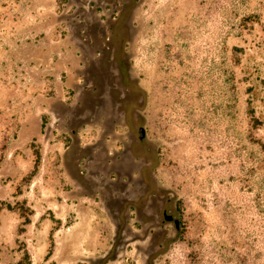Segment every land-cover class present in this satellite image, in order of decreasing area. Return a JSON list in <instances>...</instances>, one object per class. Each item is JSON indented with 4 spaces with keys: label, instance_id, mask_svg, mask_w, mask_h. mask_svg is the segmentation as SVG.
Here are the masks:
<instances>
[{
    "label": "rangeland",
    "instance_id": "374dc122",
    "mask_svg": "<svg viewBox=\"0 0 264 264\" xmlns=\"http://www.w3.org/2000/svg\"><path fill=\"white\" fill-rule=\"evenodd\" d=\"M0 264H264V0H0Z\"/></svg>",
    "mask_w": 264,
    "mask_h": 264
},
{
    "label": "trees",
    "instance_id": "16d2710c",
    "mask_svg": "<svg viewBox=\"0 0 264 264\" xmlns=\"http://www.w3.org/2000/svg\"><path fill=\"white\" fill-rule=\"evenodd\" d=\"M250 102H252V99L251 98H250ZM254 112H255L254 106H250V108L248 109V113L250 115V118L253 121V125L256 127L258 124H261V121L254 116Z\"/></svg>",
    "mask_w": 264,
    "mask_h": 264
},
{
    "label": "water",
    "instance_id": "95a60500",
    "mask_svg": "<svg viewBox=\"0 0 264 264\" xmlns=\"http://www.w3.org/2000/svg\"><path fill=\"white\" fill-rule=\"evenodd\" d=\"M140 132H141V135L143 136L144 135V129L141 128Z\"/></svg>",
    "mask_w": 264,
    "mask_h": 264
},
{
    "label": "bare ground",
    "instance_id": "6f19581e",
    "mask_svg": "<svg viewBox=\"0 0 264 264\" xmlns=\"http://www.w3.org/2000/svg\"><path fill=\"white\" fill-rule=\"evenodd\" d=\"M103 191V190H102Z\"/></svg>",
    "mask_w": 264,
    "mask_h": 264
}]
</instances>
